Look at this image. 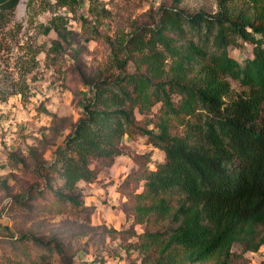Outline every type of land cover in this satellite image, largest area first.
Listing matches in <instances>:
<instances>
[{"label":"trees","instance_id":"obj_1","mask_svg":"<svg viewBox=\"0 0 264 264\" xmlns=\"http://www.w3.org/2000/svg\"><path fill=\"white\" fill-rule=\"evenodd\" d=\"M173 1L121 37L114 77L83 81L91 98L56 172L73 192L114 165L125 135L144 136L163 162L151 169L149 153L135 155L136 169L117 189L126 217L145 225L141 234L120 233L138 238L142 264H241L235 245L252 253L264 247V0H218L215 14L188 13ZM18 2L0 0V13ZM59 19L44 32L64 40ZM240 42L252 45L243 63L229 52ZM173 121L181 135L171 133ZM64 191L60 198L78 206ZM21 238L14 248L23 259L14 264H55L54 252L63 254L57 243Z\"/></svg>","mask_w":264,"mask_h":264},{"label":"rangeland","instance_id":"obj_2","mask_svg":"<svg viewBox=\"0 0 264 264\" xmlns=\"http://www.w3.org/2000/svg\"><path fill=\"white\" fill-rule=\"evenodd\" d=\"M63 1L19 0L13 12L0 13V264L23 259L14 248L22 244L21 237L59 244L64 255L54 252L55 264H142L143 255L134 247L138 238L120 233L141 234L145 225L126 217V199L117 189L136 169L135 155L149 153L154 169L163 162V152L144 136L125 135L123 155L114 165L95 183L79 181L73 192L64 191L56 171L62 169L60 153L91 98L83 81L114 77L121 37L174 1ZM179 8L215 14L218 0H181ZM93 12L101 14L94 17ZM57 17L69 33L64 40L55 31L44 32ZM251 50L244 42L229 48L240 63ZM171 129L173 135L182 134L175 121ZM60 191L76 197L78 206L60 198ZM24 242L33 253L38 248L30 239ZM232 250L241 264H264V247L252 253L237 244Z\"/></svg>","mask_w":264,"mask_h":264}]
</instances>
